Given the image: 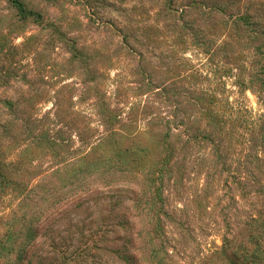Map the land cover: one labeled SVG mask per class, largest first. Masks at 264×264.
<instances>
[{
	"label": "rangeland",
	"instance_id": "1",
	"mask_svg": "<svg viewBox=\"0 0 264 264\" xmlns=\"http://www.w3.org/2000/svg\"><path fill=\"white\" fill-rule=\"evenodd\" d=\"M230 1L0 0V121L17 123L24 136L61 129L54 134L61 145L35 147L25 170L11 158L10 183L0 184V240L10 231L13 248L0 261L125 264L119 256L127 254L129 264H151L145 232L154 219L133 207L143 187L120 172L74 168L106 126L132 132L149 124L156 134L172 111L176 123L187 124L198 109L193 98L205 90L242 101L249 117L263 113L256 94L240 93L233 76L256 42L207 8ZM146 100L152 107L143 111ZM102 103L118 115L112 124L99 121ZM59 105L63 121L53 117ZM202 155L189 150L179 184L163 190L161 225L178 239L181 252L169 255L181 264H196L221 244L224 203L233 218L247 204L238 191L228 197L212 189L205 212V193L197 196L205 169L191 167ZM28 228L32 237L19 247Z\"/></svg>",
	"mask_w": 264,
	"mask_h": 264
},
{
	"label": "trees",
	"instance_id": "2",
	"mask_svg": "<svg viewBox=\"0 0 264 264\" xmlns=\"http://www.w3.org/2000/svg\"><path fill=\"white\" fill-rule=\"evenodd\" d=\"M230 2L207 5V8L226 14L227 18H230L229 27L241 29L247 34L248 40L256 42L251 54L244 58L242 64L235 67L238 72L233 76L234 84L240 93L250 90L256 94L263 113L258 117H249L246 115L249 110L242 101L231 102L224 96L205 90V93H199L193 98L198 104V109L196 114L188 119L187 124L183 125L180 120L176 123L175 111H172L169 117L164 119L165 129L156 131V134L149 124L132 132L106 126L105 133H100L94 142L90 143V147L82 152L77 165L75 164V174L86 171L101 174L120 172L124 174L122 176H132L134 182L143 187L135 197L133 207H140L154 219L150 230L145 232L151 237V264H181L169 255L173 250H176V254L181 252L177 247L178 239L169 237L165 227L161 225V215L167 214L162 209L165 202L163 190L169 183L173 187L179 184V175L182 173L179 168L184 169L186 153L194 148L196 153L203 152L201 160L196 156V159L191 161V167L200 163V169H205L204 184L197 195L200 197L205 193V212L208 210V196L211 195L212 189H219L222 195L226 196L228 193L231 195L232 191H238L239 201L247 203L242 214L232 213L234 218L226 210V203L220 207L224 216L222 222L227 220L221 244L196 264H264V0ZM234 5L236 12L226 13L228 8ZM227 70L228 73L232 72L231 68ZM167 87L168 85H164L160 90H166ZM148 100L144 102L143 111L152 107ZM3 103L12 106V101L8 99L3 100ZM104 106L105 104L101 105L97 110L99 121L101 125L112 124L118 115H113L111 110ZM174 108L176 109V106ZM61 109L59 105L53 115L56 121L62 120ZM20 130L22 129H19L17 123L0 121L2 188L10 183L6 171L12 169L10 167H13L16 161L11 158L21 160L16 164H22L20 169L25 170L24 164L30 166L31 156H34L32 153L39 152L35 151L38 150L35 147L61 145L54 137V134H60L59 128L52 131V135L46 129H38V133L24 136ZM112 135L116 137L111 139ZM58 138H61L60 135ZM29 139H33L34 145H30ZM127 139L130 143H126ZM228 159H233L235 166ZM110 178L106 184L113 181L114 177ZM147 193L149 195H146ZM234 196V193L230 196L231 202L238 203ZM32 234V229L28 228L25 231L26 242L22 240L19 247L25 246ZM11 235L12 233L7 231L4 239L0 240V260L4 258L5 252L12 251ZM119 257L124 259L125 264L133 261V255L125 254ZM0 264L12 263L0 261Z\"/></svg>",
	"mask_w": 264,
	"mask_h": 264
}]
</instances>
